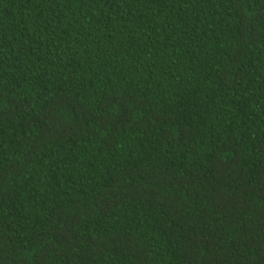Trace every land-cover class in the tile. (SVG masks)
I'll list each match as a JSON object with an SVG mask.
<instances>
[{"label": "trees", "instance_id": "obj_1", "mask_svg": "<svg viewBox=\"0 0 264 264\" xmlns=\"http://www.w3.org/2000/svg\"><path fill=\"white\" fill-rule=\"evenodd\" d=\"M0 264H264V0H0Z\"/></svg>", "mask_w": 264, "mask_h": 264}, {"label": "snow or ice", "instance_id": "obj_2", "mask_svg": "<svg viewBox=\"0 0 264 264\" xmlns=\"http://www.w3.org/2000/svg\"><path fill=\"white\" fill-rule=\"evenodd\" d=\"M235 162H237V163H238V161H235Z\"/></svg>", "mask_w": 264, "mask_h": 264}]
</instances>
